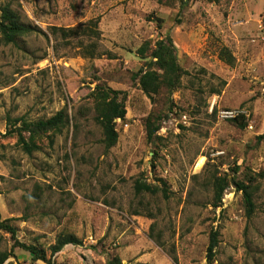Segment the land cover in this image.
<instances>
[{
	"label": "rangeland",
	"instance_id": "rangeland-1",
	"mask_svg": "<svg viewBox=\"0 0 264 264\" xmlns=\"http://www.w3.org/2000/svg\"><path fill=\"white\" fill-rule=\"evenodd\" d=\"M8 2L48 38L0 44V212L51 261H33L0 231L4 264H209L212 231V264H264V0H0ZM91 20L100 21V58L83 57L78 38L52 35ZM168 35L187 74L154 104L134 79L145 64L137 51ZM98 84L127 93L111 149L95 120ZM155 107L164 120L150 143L145 124ZM63 109L69 123L31 155L7 135L16 119L47 120ZM228 114L244 115L246 127ZM223 177L252 181L251 220L234 185L213 207ZM137 181L160 191L138 195ZM62 235L83 245L50 257Z\"/></svg>",
	"mask_w": 264,
	"mask_h": 264
},
{
	"label": "trees",
	"instance_id": "trees-1",
	"mask_svg": "<svg viewBox=\"0 0 264 264\" xmlns=\"http://www.w3.org/2000/svg\"><path fill=\"white\" fill-rule=\"evenodd\" d=\"M211 2H219L220 0H210ZM158 23L162 20L157 18ZM99 20H91L88 25L78 28H52L54 38L59 36L68 39L69 41L78 38L77 45L80 48V53L85 58H100L104 56L100 42L102 40V32L99 28ZM33 34H42L48 38V35L37 26L27 24L23 21L21 14L14 8L12 2L0 4V44L16 45L23 38ZM82 38H85L83 40ZM71 42V41H70ZM69 42V43H70ZM139 57L145 61L144 66L134 75L135 81L139 82L140 88L147 95L152 103L155 104V97L168 94L172 95L182 86L186 70L180 65L177 57V48L171 36L159 40L155 47L152 48L150 42H145L137 51ZM224 59H231L228 50H222ZM229 63L233 64L230 60ZM91 98L94 103L95 120L102 127L104 134V144L106 149L114 147L119 138L117 131V120H125L127 116V93L120 90L112 89L106 84H98L91 93ZM172 110V108H171ZM245 120L244 115H239L232 118L231 121L237 124L240 128H245L246 125L240 120ZM163 117L160 115L156 107L146 119L147 139L151 143L157 136V133L162 128ZM69 123L67 109L59 111L55 116L47 120H39L37 122H27L16 119L10 127L7 128V135L17 137L18 143L22 149L31 155L34 151L39 150L38 142L49 137L54 139L55 136L62 133L63 128ZM53 141V140H52ZM251 184H246L243 181L233 179L228 181L226 177L216 178L214 183L215 195L213 207L215 209L222 206L227 189L234 185L238 192L243 193L244 207L249 220L255 213L254 188ZM135 191L140 194H157L160 189L151 184L137 181ZM162 191L166 193V190ZM134 215H142L136 211ZM0 231H4L11 235L14 241L13 248H20L29 253L33 261H42L50 263L51 258L48 257L47 251L34 244L21 242L17 238V228L11 219H2L0 212ZM67 245H83L82 242L73 235L59 236L56 243L50 247V257H54L60 253ZM219 245V232L212 231L210 235V244L207 250V259L209 264L215 260L216 249ZM10 254L7 252L0 254V264H4ZM114 264H121L118 260Z\"/></svg>",
	"mask_w": 264,
	"mask_h": 264
},
{
	"label": "built area",
	"instance_id": "built-area-1",
	"mask_svg": "<svg viewBox=\"0 0 264 264\" xmlns=\"http://www.w3.org/2000/svg\"><path fill=\"white\" fill-rule=\"evenodd\" d=\"M226 117H227V118H233V117H235V115H233V114H228Z\"/></svg>",
	"mask_w": 264,
	"mask_h": 264
}]
</instances>
